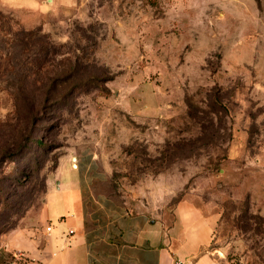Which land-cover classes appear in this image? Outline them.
I'll return each instance as SVG.
<instances>
[{"label":"rangeland","instance_id":"374dc122","mask_svg":"<svg viewBox=\"0 0 264 264\" xmlns=\"http://www.w3.org/2000/svg\"><path fill=\"white\" fill-rule=\"evenodd\" d=\"M218 95L203 130L188 100ZM80 161L134 212L193 202L216 264H264V0H0V246Z\"/></svg>","mask_w":264,"mask_h":264},{"label":"crops","instance_id":"0c3cea01","mask_svg":"<svg viewBox=\"0 0 264 264\" xmlns=\"http://www.w3.org/2000/svg\"><path fill=\"white\" fill-rule=\"evenodd\" d=\"M71 168L49 188L40 223L3 239L0 264H17L11 255L35 264H216L206 251L212 226L193 202L134 212L100 190L95 167Z\"/></svg>","mask_w":264,"mask_h":264},{"label":"trees","instance_id":"16d2710c","mask_svg":"<svg viewBox=\"0 0 264 264\" xmlns=\"http://www.w3.org/2000/svg\"><path fill=\"white\" fill-rule=\"evenodd\" d=\"M11 57H12V62L14 63L15 62V58L17 60V55L16 54H13V52H11ZM37 59H38L37 61L40 60V58H37ZM17 61H19L21 63V56L20 55L18 56V60ZM22 62L24 63L22 67L26 68V65H28L26 63V59H25V61H22ZM34 66H35L36 73H40V70L42 68V67L40 68V62H36L34 64ZM21 79H24L25 81L27 80V78L25 76L21 77ZM188 105H189V111H188L189 115L193 119L199 121V123L201 124V128L203 130H205V129L209 128V127H208V125L205 122L206 120H205L204 116H201L199 114V112L204 113V114H210V113H212L213 115H215L216 117L221 118V119L224 118L223 115H225V116L226 115H229V109L222 102V100H221V98H220L219 95H218V97H215V99L212 101V103H211V109L209 111L206 110V109H203V108L201 109L200 106H193L194 104L191 102V100H188ZM38 143L39 144H42V140H38ZM36 264H40V263H36Z\"/></svg>","mask_w":264,"mask_h":264},{"label":"built area","instance_id":"2783aa9c","mask_svg":"<svg viewBox=\"0 0 264 264\" xmlns=\"http://www.w3.org/2000/svg\"><path fill=\"white\" fill-rule=\"evenodd\" d=\"M47 229H48V231H50V230H51V226H48V228H47ZM179 263H180V262H179Z\"/></svg>","mask_w":264,"mask_h":264},{"label":"water","instance_id":"95a60500","mask_svg":"<svg viewBox=\"0 0 264 264\" xmlns=\"http://www.w3.org/2000/svg\"><path fill=\"white\" fill-rule=\"evenodd\" d=\"M74 160H76V158H74Z\"/></svg>","mask_w":264,"mask_h":264},{"label":"bare ground","instance_id":"6f19581e","mask_svg":"<svg viewBox=\"0 0 264 264\" xmlns=\"http://www.w3.org/2000/svg\"><path fill=\"white\" fill-rule=\"evenodd\" d=\"M76 161V160H75Z\"/></svg>","mask_w":264,"mask_h":264}]
</instances>
